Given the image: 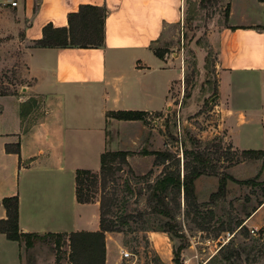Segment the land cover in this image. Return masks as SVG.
Returning <instances> with one entry per match:
<instances>
[{
	"label": "crops",
	"instance_id": "0c3cea01",
	"mask_svg": "<svg viewBox=\"0 0 264 264\" xmlns=\"http://www.w3.org/2000/svg\"><path fill=\"white\" fill-rule=\"evenodd\" d=\"M187 2L0 0V39L20 44L42 39L48 24L69 27V14L82 5L107 10L105 41L99 47H24L21 60L33 83L0 94V219H7L3 199L17 196L21 232L44 235L100 229L99 205L77 200L76 172L98 171L107 150H129L120 147L118 139L109 142L108 125L131 128L140 120H117L110 112L154 114L176 101L182 103L183 62L175 52L159 57L153 46L169 27L183 22ZM228 10V17L210 25L207 34V48L215 52L214 100L220 118L214 133L229 141L233 150H264V108L249 101L255 92H264V0H229ZM199 50L202 60L208 52L204 47ZM30 99L36 103L26 108L29 112L23 118L21 106ZM125 139L130 145L137 140L130 135ZM248 164L241 161L226 169L231 178L225 188L242 191L249 177L243 174L251 170ZM219 187L217 175L203 174L195 180L199 199L202 191L211 195ZM244 227H264V197L236 230ZM154 233L159 235L155 237L158 252L168 261L167 234ZM202 256L196 251L189 260L188 252L182 253L189 264H200L194 258ZM0 264H28L23 245L1 232Z\"/></svg>",
	"mask_w": 264,
	"mask_h": 264
},
{
	"label": "rangeland",
	"instance_id": "374dc122",
	"mask_svg": "<svg viewBox=\"0 0 264 264\" xmlns=\"http://www.w3.org/2000/svg\"><path fill=\"white\" fill-rule=\"evenodd\" d=\"M228 7L229 0H188L183 22L169 27L153 46L163 55L168 53L171 56L175 52L183 62L186 89L182 103L176 101L161 113H146L137 127L108 125L109 142L115 143L118 139L120 147L129 149V156L127 164L120 158L110 162L111 170L98 181L97 192L93 193V203L99 205V215L101 184L106 186L108 199L116 198L108 217L120 230L106 233L105 264H175L174 250L180 245L185 246L182 253L188 252L189 260L196 251L202 252V257L194 258L200 264L213 252L215 257L209 264H264V227L255 233L249 227L236 230L248 211L264 197V151L246 153L233 150L229 141L216 135L213 129L220 118L214 100L217 95L213 69L215 52L207 48V34L210 25L225 19ZM99 29L100 26H85L77 19L74 28L76 42H97ZM25 46L38 47L39 44L0 39V94L33 83L27 65L21 60ZM200 47L208 52L202 60L198 56ZM87 98L92 100L90 96ZM249 101L255 107L264 108V92H255ZM129 135L137 138L133 145L125 139ZM164 152L170 156L161 164L157 154ZM241 161L249 162L251 170L246 169L243 174L249 177L244 181L247 183L242 184L240 193L225 188L209 195L206 189L200 199L195 193L185 201L183 189L170 187L165 194L166 205L157 200L149 202L157 178L165 172L179 168L184 175L194 167H200L206 172L204 175L219 176L221 184L226 169ZM100 170L101 167L97 172ZM154 205L168 207L171 216L153 212ZM156 229L167 231L164 236L170 254L168 261L163 260L158 252ZM84 239L78 237L79 246ZM22 245L28 264H99L96 256L81 246L73 256L69 235H45L31 248H27L24 242ZM125 250L133 256L123 258ZM181 259L184 264H189L188 258Z\"/></svg>",
	"mask_w": 264,
	"mask_h": 264
},
{
	"label": "trees",
	"instance_id": "16d2710c",
	"mask_svg": "<svg viewBox=\"0 0 264 264\" xmlns=\"http://www.w3.org/2000/svg\"><path fill=\"white\" fill-rule=\"evenodd\" d=\"M229 10H227L226 17H228ZM107 17V10L103 7L93 6V5H82L77 12L69 14V27H54L52 24H48L43 28V37L36 43L41 47H68V46H80V47H99L103 45L105 41V20ZM79 19L85 26H100L99 38L97 42H90L87 44H81L76 42L74 35L75 22ZM159 57L164 55L160 52H156ZM36 103L35 99H30L29 102L21 106V116L24 118L29 110ZM29 108L26 111V108ZM25 110V111H24ZM144 111H116L110 112L109 116H113L121 120H141ZM264 150H247L246 153H256L262 152ZM160 157L161 164H164L169 159L170 154L167 152L158 153ZM129 152L127 151H116L109 152L106 151L101 158V170L100 172L92 171L88 169H78L76 172V196L79 203H93L94 194L96 193V187L98 181L103 175H106L107 171H110V162L120 158L123 163H128ZM178 161L179 158L177 159ZM202 163V162H201ZM179 167V163L177 164ZM180 169L174 171L165 172L157 178L156 184L154 186L153 192L150 195L149 202L154 200L159 201L161 204H165V194L170 187H175L178 189H183L185 195V201L190 199V197L195 194V180L206 172L200 167H194L192 171L185 172L181 175ZM228 175H225L219 187V192L225 189V183ZM233 179V178H232ZM247 183V182H246ZM100 191L102 193L100 200V229L98 231H78L72 232L70 234L62 233H47L44 235L38 233H27L21 232L19 229V200L17 196L5 197L2 204L7 212V219H0V232L5 233L6 236L11 239L18 241L19 243H25L27 248H31L34 243L43 238L45 235H69L71 246L73 249V256L78 251V247H83L93 256H96L99 264H105L106 262V233L115 232L120 229L116 225L114 220L109 219L108 215L112 213V206L115 203L116 198L108 199L105 194H107L106 186L101 184ZM115 195V193H113ZM153 212L160 213L163 215L171 216V210L166 207L161 208L158 205L152 207ZM173 228V225H172ZM155 231L167 232L164 229H156ZM78 237H83L84 242L78 245ZM91 238V239H88ZM185 246L180 245L174 250V263L184 264L181 259L182 250ZM224 246L219 250L221 251ZM215 256H213L209 264ZM73 261V260H72Z\"/></svg>",
	"mask_w": 264,
	"mask_h": 264
},
{
	"label": "built area",
	"instance_id": "2783aa9c",
	"mask_svg": "<svg viewBox=\"0 0 264 264\" xmlns=\"http://www.w3.org/2000/svg\"><path fill=\"white\" fill-rule=\"evenodd\" d=\"M12 5H17V1H14L12 2ZM181 158H183V154L181 153ZM252 233H255L256 232V229H251ZM133 256V253H131L130 251L128 250H125L122 252V257L125 258V259H129Z\"/></svg>",
	"mask_w": 264,
	"mask_h": 264
}]
</instances>
